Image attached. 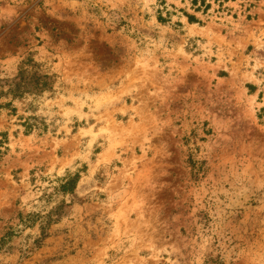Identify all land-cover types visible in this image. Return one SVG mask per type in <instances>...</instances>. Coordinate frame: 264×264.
<instances>
[{
    "label": "rangeland",
    "instance_id": "374dc122",
    "mask_svg": "<svg viewBox=\"0 0 264 264\" xmlns=\"http://www.w3.org/2000/svg\"><path fill=\"white\" fill-rule=\"evenodd\" d=\"M0 264H264V0H0Z\"/></svg>",
    "mask_w": 264,
    "mask_h": 264
},
{
    "label": "trees",
    "instance_id": "16d2710c",
    "mask_svg": "<svg viewBox=\"0 0 264 264\" xmlns=\"http://www.w3.org/2000/svg\"><path fill=\"white\" fill-rule=\"evenodd\" d=\"M228 1L229 0H191V3H192V6H194L196 11L203 10V12H207L212 7L213 3H218L220 6H223V4L225 2H228ZM186 16L188 17L190 22H199V20H197V18L192 14L186 13ZM27 63H28V61L25 62V64H27ZM47 77L48 76L46 74L42 75V76H36L35 81L38 83L40 82L42 85L45 86L46 81L44 78H47Z\"/></svg>",
    "mask_w": 264,
    "mask_h": 264
}]
</instances>
